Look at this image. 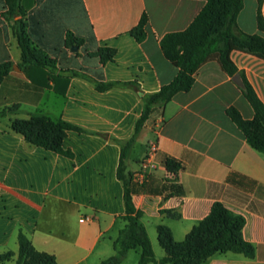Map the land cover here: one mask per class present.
Listing matches in <instances>:
<instances>
[{"label":"crops","instance_id":"obj_1","mask_svg":"<svg viewBox=\"0 0 264 264\" xmlns=\"http://www.w3.org/2000/svg\"><path fill=\"white\" fill-rule=\"evenodd\" d=\"M207 4L206 0H22L27 34L32 45L56 62L52 73L80 72L101 82H136L144 93H156L179 69L161 49L168 33L185 30ZM0 0V63L12 62L13 71L0 83V109L17 111L0 118V264H15L22 232L39 252L56 256L57 264H101L115 254L114 241L126 225L124 186L118 178L121 146L143 111L134 89L99 91L89 79L70 78L65 94L55 91L37 68L26 72L18 65L22 52L12 23L3 17ZM264 0H244L239 28L260 33ZM147 16L145 38L132 31ZM84 40L78 50L66 46L67 33ZM116 50L102 64L93 56L100 48ZM238 73L230 76L212 60L195 73L188 92L153 108L144 128L125 157L131 175L133 202L143 212L141 222L151 240L156 262L166 250L159 228L167 227L183 242L204 220L216 202L245 219L244 239L254 257L218 253L201 264H264V154L252 148L227 115L236 107L244 119L254 112L243 96L244 78L264 103V59L234 50ZM45 115L64 120L84 132L67 131L63 147L68 157L27 142L12 130L14 119ZM107 135V137L103 136ZM158 150L147 158L150 142ZM173 158L179 170L168 169ZM143 173L145 181L133 180ZM135 252L134 259L130 253ZM137 256V257H136ZM140 249L129 252L122 264L139 263Z\"/></svg>","mask_w":264,"mask_h":264},{"label":"trees","instance_id":"obj_2","mask_svg":"<svg viewBox=\"0 0 264 264\" xmlns=\"http://www.w3.org/2000/svg\"><path fill=\"white\" fill-rule=\"evenodd\" d=\"M207 4L183 31L171 32L161 39V49L165 58L176 66L177 76L165 84L156 93H144L136 82H101L74 71L66 70L57 75L52 73L56 62L45 57L35 48L27 34L26 11L22 0H6L7 8L3 17L12 23V28L19 48L22 52V62L18 65L25 72L31 68L39 69L47 80L54 82L55 91L65 94L71 77L80 76L93 82L96 89L106 91L111 88H131L140 96L143 111L138 119L134 134L127 140L112 139L121 146V161L118 168V178L124 186L125 214L122 217L126 225L120 230L114 241L115 254L101 264H122L129 252L140 249L141 256L138 264H153L156 262L151 240L141 222L143 212L136 208L131 190V175L125 173V157L127 151L135 143L137 135L144 128L153 108L157 104L170 102L177 94L188 92L195 82V73L209 62L216 61L222 70L230 76L238 73V69L231 59L232 51L244 50L264 59V20L259 11L258 28L260 33H246L239 28L238 16L243 9L244 0H206ZM147 16L144 15L139 25L132 31L137 41L145 38L144 27ZM84 40L67 33L66 46H81ZM116 50L103 47L93 56L100 58L102 64L114 58ZM12 62L0 63V83L13 71ZM244 78L242 93L252 107V119H244L236 107H230L227 115L242 132L249 145L264 154V103L257 96L254 88ZM17 111L16 107L0 109V118ZM11 128L14 132L25 137L27 142L41 146L47 150L72 157V153L65 150L63 140L67 131L84 132L81 128L64 120H53L45 115H31L30 119H14ZM107 137V135H103ZM168 169L179 170L181 165L173 158L165 162ZM245 219L227 209L222 203L216 202L210 214L193 227L183 242L174 240L167 227L159 228V239L166 250V256L160 264H201L218 253L233 252L246 257H254L255 248L243 237ZM19 252L15 264H57L53 254L39 252L32 242L22 233L18 236ZM11 253L0 255V261L9 260Z\"/></svg>","mask_w":264,"mask_h":264},{"label":"built area","instance_id":"obj_3","mask_svg":"<svg viewBox=\"0 0 264 264\" xmlns=\"http://www.w3.org/2000/svg\"><path fill=\"white\" fill-rule=\"evenodd\" d=\"M158 150V144L156 141L150 142L148 146L147 158L151 159ZM133 180L137 183H143L145 181V175L143 173H136L133 176Z\"/></svg>","mask_w":264,"mask_h":264},{"label":"rangeland","instance_id":"obj_4","mask_svg":"<svg viewBox=\"0 0 264 264\" xmlns=\"http://www.w3.org/2000/svg\"><path fill=\"white\" fill-rule=\"evenodd\" d=\"M128 255H129V254H128ZM135 255H136L135 252L132 251V252L130 253V256H129V257H131V259H134ZM127 257H128V256H127ZM136 257H137V256H136ZM5 264H9V263L6 262ZM128 264H132V261L130 260V261L128 262ZM137 264H138V263H137Z\"/></svg>","mask_w":264,"mask_h":264},{"label":"water","instance_id":"obj_5","mask_svg":"<svg viewBox=\"0 0 264 264\" xmlns=\"http://www.w3.org/2000/svg\"><path fill=\"white\" fill-rule=\"evenodd\" d=\"M71 50H72V51H76V50H78V47H72Z\"/></svg>","mask_w":264,"mask_h":264}]
</instances>
